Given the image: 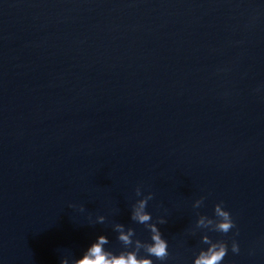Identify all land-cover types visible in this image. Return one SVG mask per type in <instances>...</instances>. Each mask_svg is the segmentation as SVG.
Returning a JSON list of instances; mask_svg holds the SVG:
<instances>
[{
  "label": "water",
  "instance_id": "1",
  "mask_svg": "<svg viewBox=\"0 0 264 264\" xmlns=\"http://www.w3.org/2000/svg\"><path fill=\"white\" fill-rule=\"evenodd\" d=\"M138 185L164 264L203 246L201 196L239 229L225 264H264V0H0V264L146 239Z\"/></svg>",
  "mask_w": 264,
  "mask_h": 264
},
{
  "label": "clouds",
  "instance_id": "2",
  "mask_svg": "<svg viewBox=\"0 0 264 264\" xmlns=\"http://www.w3.org/2000/svg\"><path fill=\"white\" fill-rule=\"evenodd\" d=\"M136 199L129 204L128 217L135 224L142 225L147 232V238L141 239L131 224L111 222V230L115 238L123 246L118 251L105 247L108 236L100 233L83 249L79 256H61L59 264H164L169 256L168 240L162 235L158 225L166 223L163 215L156 216L147 210L148 201L153 193L143 192L140 185L135 189ZM204 197L201 196L192 201V208L197 210L194 226L188 229L190 235L200 232V243L203 245L195 250L191 258V264H225L224 258L229 250L233 254L240 252V245L236 237L239 229L230 211L219 201L213 205L212 214L207 215L199 212L203 206ZM69 208L74 205L69 204ZM79 210L83 212L81 205ZM105 215L95 216V222L104 224ZM223 233L231 235L228 240L213 239L209 233ZM155 258V259H153Z\"/></svg>",
  "mask_w": 264,
  "mask_h": 264
}]
</instances>
